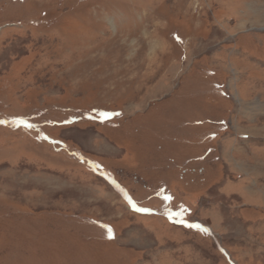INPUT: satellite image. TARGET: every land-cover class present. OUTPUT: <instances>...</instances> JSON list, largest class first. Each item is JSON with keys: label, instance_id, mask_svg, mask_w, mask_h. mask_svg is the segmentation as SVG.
Segmentation results:
<instances>
[{"label": "rangeland", "instance_id": "374dc122", "mask_svg": "<svg viewBox=\"0 0 264 264\" xmlns=\"http://www.w3.org/2000/svg\"><path fill=\"white\" fill-rule=\"evenodd\" d=\"M0 264H264V0H0Z\"/></svg>", "mask_w": 264, "mask_h": 264}]
</instances>
